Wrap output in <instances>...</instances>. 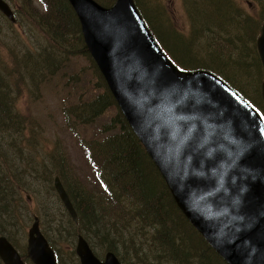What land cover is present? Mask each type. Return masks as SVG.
Listing matches in <instances>:
<instances>
[{"label": "water", "instance_id": "95a60500", "mask_svg": "<svg viewBox=\"0 0 264 264\" xmlns=\"http://www.w3.org/2000/svg\"><path fill=\"white\" fill-rule=\"evenodd\" d=\"M68 1L91 57L179 209L228 264H264L262 114L216 74L178 68L135 0ZM0 12L15 23L8 1L0 0ZM257 48L264 67V24ZM54 187L77 223L58 176ZM76 254L80 264H122L113 251L99 257L83 235ZM27 256L34 264H58L38 216L28 230ZM0 259L25 264L6 235H0Z\"/></svg>", "mask_w": 264, "mask_h": 264}, {"label": "trees", "instance_id": "16d2710c", "mask_svg": "<svg viewBox=\"0 0 264 264\" xmlns=\"http://www.w3.org/2000/svg\"><path fill=\"white\" fill-rule=\"evenodd\" d=\"M36 1L44 12L35 6V0H16L19 3L16 4V15L20 12L38 27L46 39L53 42L47 45L50 49L45 48L42 54L35 50L39 59L27 56L25 60H20L14 47L0 41V224L6 219L5 215H8V220L15 219L16 200L22 201L24 194L31 190L26 182V175L47 183L50 189H55L52 182L54 185L55 177L58 176L78 214L76 223L67 212L68 219L65 222L69 237L61 244V252L46 236L56 252L58 264L66 245L71 246L73 243L69 253L77 255L74 242L79 235L87 239L94 251L99 244L107 251L115 252L122 264H128L132 259L133 264H228L177 206L161 173L129 125L93 61L83 39L81 23L69 1ZM97 1L110 6L116 0ZM210 1L211 7L212 3L215 5L214 11H220L228 20L226 24L229 25L223 22L218 24L222 31L228 26L233 31V41L228 42L232 49L236 46L235 43H240L239 40L245 46V41L250 40L249 38L259 37L261 24L255 23L257 20L250 13H245L242 18L239 14L242 7L235 5L234 0ZM135 2L157 37L160 28L154 25L159 21L163 24V13L156 10L152 14L151 8L143 5L142 1ZM261 13L263 21V10ZM243 28L248 39L241 37L244 34ZM173 34L180 37L176 32ZM247 48L251 47L248 45ZM76 54L87 57L93 64L96 76L94 88L102 89L93 97L88 96L89 89L79 84L82 82L80 77L71 74L66 82L74 81V85H80L81 88L75 86L77 92L80 90L75 102L63 105L65 125L72 133L78 132V125L91 124L98 127L92 137H80L77 140L86 163L94 173L93 187H89L75 170L62 139L58 137L49 141L41 123L36 124L32 116L20 111L16 104L25 90L23 79L28 78L32 83L39 84L51 81L67 64L69 59L66 58ZM242 63L244 67L249 66ZM21 67L23 68L20 69ZM226 67V64L223 65V68ZM218 68L219 66L216 67ZM216 69L211 71L252 101L264 115L261 93H258L259 100H255L248 90L240 88L231 78ZM257 70L262 75L259 67ZM12 74L16 76V82L12 81ZM6 76H11L12 80L7 81ZM20 80L23 82L20 83ZM111 108L115 109V115L98 124L97 120ZM4 136H8L6 145ZM18 160L27 161V165L20 167L16 164ZM4 162L7 163V169L3 168ZM21 214L22 212L20 216ZM1 230L0 234L6 233ZM7 237L16 245L11 236ZM23 258L29 260L25 253Z\"/></svg>", "mask_w": 264, "mask_h": 264}, {"label": "rangeland", "instance_id": "374dc122", "mask_svg": "<svg viewBox=\"0 0 264 264\" xmlns=\"http://www.w3.org/2000/svg\"><path fill=\"white\" fill-rule=\"evenodd\" d=\"M7 1L17 10L16 4L19 3L16 0ZM140 1H142L143 5L145 4V6L151 8L152 14L156 10H161L163 13V24L160 21L156 22L155 25L153 24L155 27L160 28L156 34L157 39L162 42L159 41L166 54L179 68H204L211 71L219 66L216 69L217 72L231 78L234 84L236 83L240 88L248 90L249 94L255 100H259L258 93H261L262 97L264 69L257 49L258 37L256 39L254 36L249 38L250 40H246L245 46L239 40L240 43H235L236 46L232 49V45L228 42L233 41L231 40V37L234 36L233 31L230 30L229 26L223 31L220 29L218 23L223 22L226 24L228 20L222 16L220 11H214L215 5L212 3L211 7L210 0ZM228 2L230 1L228 0ZM234 2L235 5L240 8L242 7V9H239V14L242 18L245 13H250L257 20V22H253L261 24L262 28L264 20L262 21L263 15L261 17V12L263 10L264 13V0H234ZM34 3L39 10H43L36 0ZM152 14L150 13L151 16ZM17 19L18 22L11 23L0 12V41L14 47L20 55V60H25L27 56L29 58L39 59V54H36L35 50H37V53L42 54L45 48H49L47 46L48 43L53 42L48 41L38 27L34 26L20 12H17ZM243 31L244 34L241 37L246 39L247 34L245 28H243ZM173 32L178 33L180 37H175ZM248 45L251 48H247ZM58 55L65 56L66 54ZM70 57L66 58L69 59L67 64L51 81L47 80L39 84V82L32 83L28 78L23 79L25 90L17 99L16 104L20 111L31 115L36 121V124L37 122L41 123L49 141H53L58 137L62 139L64 148L75 170L89 187H93L94 173L86 163L83 150L77 140L80 137H92L98 127L91 124L84 126L78 125V132L72 133L65 125L63 105L66 102L72 103L77 100V94L80 90L77 92L75 86L81 88L80 85H84V87L89 89L87 95L92 97L94 94L101 92L102 89L94 88L96 76L93 64L87 57L79 54ZM242 62L247 63L249 66L244 67ZM225 64L228 67L223 68ZM58 65H61V63ZM257 67L261 69L262 75H259ZM232 71L236 72V74ZM71 74L75 77H80L82 80V82H79L80 85H74V81L66 82L67 77ZM12 77L14 80H12ZM12 77L8 76L7 81L12 80L16 82V76L12 74ZM23 81L20 80L19 82L21 83ZM10 84L13 88L14 85L12 82ZM250 102L254 105L252 101ZM115 113V109H109L97 120V123H104L111 116L115 115ZM7 139L8 136L3 137L4 145H6ZM14 154L16 157L18 156L17 153ZM16 164L24 167L27 165V161L22 162L18 160ZM6 166L7 163L4 162L3 168L7 169ZM21 176L24 175L21 173ZM26 177L28 179L26 182L31 187V190L29 193L24 194L22 201L20 199L16 200L17 215L15 219L8 220V215H5L6 219L2 220L0 230H5L6 233L0 235L11 236L15 240V246L20 253L22 255L24 253L26 254L28 230L34 222V215L36 214L40 217V226L43 233L54 242L53 246L61 252V244L69 237L65 222L68 219L66 217L67 211L54 188L50 189L47 183L45 184L40 180L36 181L31 175H26ZM52 186L54 187L53 182ZM30 194L33 196H30ZM20 212H22V216H20ZM30 213H32L31 216H28ZM76 241L74 245H76ZM72 245L73 243L71 246L66 245L63 247L60 264H80L77 255L69 253V250H72L70 248ZM95 252H97V255L99 253V257L104 258L108 251L97 244L95 246ZM25 261L26 264H33L30 260ZM131 263H134V259L128 262V264ZM0 264L3 263L0 262Z\"/></svg>", "mask_w": 264, "mask_h": 264}, {"label": "flooded vegetation", "instance_id": "af4514ba", "mask_svg": "<svg viewBox=\"0 0 264 264\" xmlns=\"http://www.w3.org/2000/svg\"><path fill=\"white\" fill-rule=\"evenodd\" d=\"M15 12H16V10H15ZM15 246V245H14ZM16 247V246H15ZM17 248V247H16ZM19 251V250H18ZM20 252V251H19Z\"/></svg>", "mask_w": 264, "mask_h": 264}]
</instances>
